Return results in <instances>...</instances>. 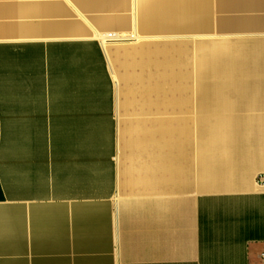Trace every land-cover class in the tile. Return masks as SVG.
<instances>
[{
    "label": "crops",
    "instance_id": "crops-1",
    "mask_svg": "<svg viewBox=\"0 0 264 264\" xmlns=\"http://www.w3.org/2000/svg\"><path fill=\"white\" fill-rule=\"evenodd\" d=\"M261 175L264 0H0V264H261Z\"/></svg>",
    "mask_w": 264,
    "mask_h": 264
},
{
    "label": "rangeland",
    "instance_id": "rangeland-1",
    "mask_svg": "<svg viewBox=\"0 0 264 264\" xmlns=\"http://www.w3.org/2000/svg\"><path fill=\"white\" fill-rule=\"evenodd\" d=\"M103 37V36H102ZM124 38H133L134 36H131V37H128V36H123ZM102 42H103V39L101 38ZM137 44L139 45H142V41H137L136 42ZM104 44V43H103ZM105 45V44H104ZM138 45V46H139ZM133 45H128V46H113V45H105V48H106V52H107V56H108V59H109V63H110V69H111V72H112V75H113V79L116 83V87H117V91H118V95H119V103L120 104H123L125 102V96H124V93H125V90L127 89V84L123 81V76L126 74V72L128 71L127 69H125L123 66H122V62L124 60H139V56H133L132 59H130L127 55L125 56V48L127 50H129L130 48H132ZM126 50V51H127ZM186 52H188L185 56V58H183V60L185 61V63H190L192 64V49H190L189 51L187 50ZM193 67V65H192ZM192 67L190 68V72L193 73V70H192ZM133 71V70H132ZM140 71L136 70L134 68V72L133 73H139ZM196 100V97L195 99ZM129 115H135V114H129ZM138 115V114H137ZM154 116H158L160 114H156L154 113L153 114ZM167 117H170V118H173L175 117L174 114H172L171 112L167 114ZM193 117H195L193 115Z\"/></svg>",
    "mask_w": 264,
    "mask_h": 264
},
{
    "label": "bare ground",
    "instance_id": "bare-ground-1",
    "mask_svg": "<svg viewBox=\"0 0 264 264\" xmlns=\"http://www.w3.org/2000/svg\"><path fill=\"white\" fill-rule=\"evenodd\" d=\"M101 38L103 39V43L105 45H113V44H117L120 42L128 41L127 39L123 37L119 38L117 35H113L112 39H107V36H103V37L101 36Z\"/></svg>",
    "mask_w": 264,
    "mask_h": 264
},
{
    "label": "built area",
    "instance_id": "built-area-1",
    "mask_svg": "<svg viewBox=\"0 0 264 264\" xmlns=\"http://www.w3.org/2000/svg\"><path fill=\"white\" fill-rule=\"evenodd\" d=\"M113 34L107 35V39H112ZM258 183L264 185V175H261L257 178ZM261 264H264V252L261 254Z\"/></svg>",
    "mask_w": 264,
    "mask_h": 264
}]
</instances>
